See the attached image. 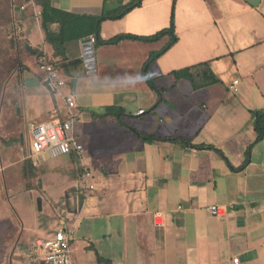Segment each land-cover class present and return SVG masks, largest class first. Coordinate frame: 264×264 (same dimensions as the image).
Masks as SVG:
<instances>
[{
  "label": "crops",
  "instance_id": "1",
  "mask_svg": "<svg viewBox=\"0 0 264 264\" xmlns=\"http://www.w3.org/2000/svg\"><path fill=\"white\" fill-rule=\"evenodd\" d=\"M126 1L112 0L109 4L105 2V6L115 8ZM187 1L190 9L195 7L194 0ZM168 2L155 1L163 8L161 17ZM257 2L229 7V12L217 17L209 14L216 30L208 26L211 31L207 27L203 31L210 39L215 34L218 43L225 46V51L215 54L212 60L229 58L228 70L241 74L224 77L223 63V70L216 73L221 82L198 89L188 79H175L169 74L174 70L171 66L178 61H183V67L198 64L186 61L194 58L188 50L198 52L205 47L202 43L205 35L199 39L196 34L201 35V27L206 24L190 9L188 33L194 35L190 41L196 47L183 52L175 50L181 45V35L177 33L174 45L149 65L148 75L154 87L142 77V68L151 53L161 51L167 39L155 42L125 39L114 45L93 43L96 74L91 77L80 73L81 67L86 73L80 41L69 45L68 55L73 58L72 53L82 61L69 68L75 76L73 87H65L53 96L41 83V72L34 74L28 63L23 62L28 71L24 76L19 124L27 122V113L28 126L31 122L65 119L68 111L62 93L70 91L75 97L72 131L83 145V152L61 154L67 155L68 161H60L64 164L72 158L76 166L83 167V172H91V177L80 180L85 185L92 184L94 189L83 194L80 208L74 211H77L76 219L102 220L106 227L102 236L109 241L97 253L111 264H233L234 257L239 258L240 264H264V136L255 142L251 113L264 108V45L261 44L264 36L257 27V13L251 14L259 11L264 0ZM51 3L74 13L93 15H99L103 8V0H51ZM143 7L141 4L127 13L129 19L124 22L123 32L148 36L169 25L167 6L166 21L157 25L160 28L143 22L142 17L141 21L137 18L141 12L149 14L148 7ZM213 10H220L219 0H213ZM126 24H132V29ZM38 28L42 37L40 25ZM57 28V24L51 25L52 30ZM114 35L107 29L101 37L108 39ZM235 78L239 80L237 90L230 91V80ZM109 107L120 112L103 117ZM140 109L144 112L138 113ZM27 131V141L22 133L18 136L20 148L29 146L30 129ZM134 131L162 139L148 142ZM180 137L189 139L191 144L212 145L214 149L169 139ZM53 158L44 151L30 156L28 162L38 170V165ZM92 169L98 171L95 176ZM215 204L224 214L210 213L209 206ZM157 212L162 213V225L154 222ZM74 222L68 227L62 222L60 226L75 233ZM68 235L73 254L75 240L72 234ZM89 245L95 247L87 238L78 249L89 250ZM96 251L95 264H103L97 261Z\"/></svg>",
  "mask_w": 264,
  "mask_h": 264
},
{
  "label": "rangeland",
  "instance_id": "2",
  "mask_svg": "<svg viewBox=\"0 0 264 264\" xmlns=\"http://www.w3.org/2000/svg\"><path fill=\"white\" fill-rule=\"evenodd\" d=\"M111 1L112 0H105L106 4H109ZM155 1L159 0H142L141 4H143V8L148 7L149 14L141 12V16L139 15L137 17L140 21L142 17L143 22L147 24H153V26H157L160 23L164 24L166 21V6L169 15L172 9V0H169L167 4H164V16L161 17L160 11H163V8H161L160 3L155 4ZM257 1L258 0H219L220 10L216 11L213 10V0H194L195 7L192 9L188 7L187 0H181L178 3L176 2L174 8L175 35L177 36V33L181 35V45H179L175 50L183 52L185 49L188 50L189 48L192 50L193 46L196 47V44L193 43L192 46V41H190L194 35L188 33L190 30L189 24L187 22H189L191 11L193 13L196 11V15L199 14L201 17L200 22L202 24H206H203L201 27V35L200 33L196 34V36H198L200 39V36L202 38V35H205L206 37L207 33H204L203 31L206 29V27L208 31H211L208 26L213 27L216 30V25L212 24L211 19H209L210 13L217 17L220 13L229 12V7H238V4H256L258 3ZM132 2H136V0H128L123 2L121 9L117 8L114 11L120 12L122 8L130 5ZM205 2L209 6L206 5ZM17 7H19V9H17ZM105 8L106 10L113 9L112 7L108 8V5L107 7L105 6ZM129 12H126L123 15L124 19L120 21H116V18L111 19V21H109L110 19L101 21L99 28L100 38L103 39V31L107 29L112 31L114 34H119L123 31H126L124 30L126 29L124 22L129 19V15H127ZM253 13H257L259 23L257 24L256 22V24L257 27L261 29L260 32L263 33L261 35L264 36V2L259 8V11L254 10L251 14ZM130 18L133 20V17ZM104 21H106L105 25ZM197 22L198 21H196V23ZM24 24H26V26ZM38 24L39 10L32 0H0V64L2 69L5 67L9 68L10 66L7 64V61L9 64H11L10 60L15 57V53H11L8 50V52L6 51V48L8 47V39L11 40L13 46H17L16 50L19 59L18 65L16 67L14 65V67L11 68L12 71L7 75V77L3 79L1 83L0 157H2V159L0 160V264H28L29 248L32 241L37 236L50 237L51 232L53 233L55 229L58 228L60 224H62V222L68 227L74 220L76 221L74 224H76L73 225L77 231L75 233L73 232L74 234L72 233L73 240H75L73 242L75 253L72 254V260L74 264H95V251L97 250L98 252L100 246L104 245L105 243L108 244L109 240L103 239L104 237L102 235L103 232H105L106 227L102 224L101 219H89L83 217L76 219L77 211L74 210L80 208L82 196L89 189L86 187L85 183L80 180L82 179L81 174L83 172V167L76 166L72 158L70 159V162H67V155H58L57 157L50 155V157L54 158L49 159V162L38 165V170H34L31 168V164L28 162V158L31 156L29 146L23 145L22 148H20L18 140L20 133L23 134V139L26 141L28 140V118H30L27 113V122L19 124L22 115V89L24 81H26L24 76L28 71L27 66L24 65L23 62L28 63L30 67L29 69L34 74H39L41 71L36 63L37 57L44 53L45 56L51 57L50 54H52L49 53L51 52L50 46H47V49L45 48L46 44L43 41V36L41 37ZM126 25L128 29L129 27H133L132 24ZM160 27L161 26L158 28ZM115 30L116 32H114ZM163 36L159 39H167V41L163 44L164 48L165 46H168V43L170 44L171 37L169 33H166ZM17 38H20L21 40L22 45L20 46V49H18V45H16ZM213 38L214 39L206 37V39L202 42L205 47L202 48V50L199 49L198 52L188 50V52L194 58H192L193 60L186 61L198 63L196 64V68H198L197 70L199 71L205 69V65L201 64H207L206 67H208L215 75L217 70H223L222 65L224 63V77H234L237 74L240 76V72H234L231 68L228 70L226 67V65L229 64V58L224 60V57L223 60L221 59L220 61L212 60L215 54L219 53L221 50L225 51V46L218 43L215 34ZM157 40L153 41L155 42ZM261 44L264 45V41ZM172 45H174V43ZM28 46L33 51H29L27 49L29 48ZM157 52L158 51H154L153 53ZM242 53L245 52L243 51L241 54ZM71 56L74 58L72 53ZM182 62L183 61H178L174 64L175 66L171 67H174V69H180L181 67L183 68L182 65L184 64H182ZM20 63L23 65L22 68ZM212 64L214 66H212ZM239 69H242V65L239 66ZM80 73L89 76H94L96 74L95 72L85 73L82 67ZM200 79H198V83H200ZM233 80L231 79L230 81ZM229 86L228 89L230 91L237 90V85L234 90ZM133 119H135V117ZM93 145H97V143H94ZM61 159L67 160V163H61ZM8 160L10 162H8ZM51 160L59 165L52 164L50 162ZM92 172L95 176L96 172L98 171L92 169ZM49 177L52 178L51 182L53 183L51 188L49 187ZM38 198L41 199L40 210ZM87 238L90 240V242H93L95 247H93V245H89V250L85 251L82 250L83 248L78 249L80 247L81 241ZM92 248H94V250H90ZM84 260H86V262H84Z\"/></svg>",
  "mask_w": 264,
  "mask_h": 264
},
{
  "label": "trees",
  "instance_id": "3",
  "mask_svg": "<svg viewBox=\"0 0 264 264\" xmlns=\"http://www.w3.org/2000/svg\"><path fill=\"white\" fill-rule=\"evenodd\" d=\"M32 1L34 2L35 6L39 10V25L42 31V36H43L42 38H43L44 43L50 46L51 48L52 60L55 61L54 64L56 67L63 68L66 75L69 76V80L67 82V88L73 87L74 78H75V76L70 72L69 68H73L74 66H76L78 63L82 61V58L79 56L71 58L68 55L69 45L70 46L71 44L75 45L79 43L81 39L89 35H94L95 43L97 44L114 45L125 39L126 40L129 39V40H140V41H153V40L159 39L166 33H169L171 37L170 44L168 43V46H165L164 48L161 49V51L157 53H151V55L149 56V58L143 65L142 77L145 79V81L150 87H154L153 80L148 75V68H149L150 63L162 51L169 48L178 39L177 36L175 35V19H174V8H175L176 0H172L170 20H169V25L167 27L157 31L154 34L148 35V36H141V35H136L133 33L123 32V33L116 34L108 39L100 38L99 28H100L101 21L105 19H115V18L119 19L123 17V15L126 12H129L135 7L140 6L142 0H136V2H132L130 5H127L126 7L122 8L120 12L114 11V10H116L117 8L121 9L122 5H119L111 10H106L105 0H104L103 8L99 15H93V14H88V13H74L68 10H64L56 6H53L51 3V0H32ZM17 9H19V7H17ZM52 24H57L58 26L57 30L51 29ZM16 45H18V49H20V46L22 45L20 38H17ZM7 46L8 47L6 48V51L8 50L11 53H15V57L11 60L9 59L11 61V64H9V62L7 61V64L10 66V67L8 66L9 68L5 67L2 69V66L0 64L1 66L0 67V94H1V83L3 79L7 77V75L12 71L11 68H13L14 65L15 67L18 65V61H19L18 56H17V50H16L17 46L16 47L15 45L13 46L10 39H8ZM201 65H205V69L200 70V71L199 70L194 71V69L196 68V65H194V66H187V67H183L180 69L171 70L169 74L174 76L175 79H182V78L188 79L189 81H191L192 87L194 89H198V88L210 85V84L221 82V80L208 67H206L207 64H201ZM20 66L21 68L23 67L22 63H20ZM198 79H200L201 81L200 83L197 82ZM47 90H49L52 96L55 94L54 90L50 88H47ZM118 111L120 112V109H117L115 107H109L108 110L102 116L103 117L114 116L116 115ZM251 113L254 116L253 123H254V130L256 132L255 142H258L264 136V108L251 110ZM118 121L121 125L126 126L119 119ZM134 132L140 138L148 142H154V141L162 139L156 135H148L146 133H142L138 131H134ZM169 139H171L172 141H178L181 144L193 145L194 147L214 149V147L209 144H197V145L191 144V141L184 137L169 138ZM215 150L221 154L220 150H218L217 148H215ZM96 255H97L98 262H103V264H111L110 260L104 259L103 257H101L97 253V251H96Z\"/></svg>",
  "mask_w": 264,
  "mask_h": 264
},
{
  "label": "built area",
  "instance_id": "4",
  "mask_svg": "<svg viewBox=\"0 0 264 264\" xmlns=\"http://www.w3.org/2000/svg\"><path fill=\"white\" fill-rule=\"evenodd\" d=\"M85 38L92 44L95 43L94 35H89ZM54 62L51 57L45 56V53L37 57L36 60L37 66L41 71L40 81L42 84L59 93L65 87L67 88L69 76L66 75L63 68L56 67ZM237 83L238 80L234 79L229 87L234 90ZM62 98L68 111L67 118L62 120L54 119L42 122H31L29 124V148L31 156L44 151L52 156L61 154L80 155L83 152V145L78 142L72 131V122L75 119V97L72 92L68 91L62 93ZM143 112L144 109L138 110V113ZM88 177H91V172L85 170L81 178L85 179ZM86 187L89 190L94 189L92 184L86 185ZM208 209L215 216L222 215L225 212L216 204L209 206ZM154 222L157 225L163 224L161 212L155 213ZM72 233L73 230L66 231L62 226H59L50 237H36L29 248L28 264H74L70 248V237L68 235ZM232 261L233 264H240L239 258L237 257H234Z\"/></svg>",
  "mask_w": 264,
  "mask_h": 264
},
{
  "label": "water",
  "instance_id": "5",
  "mask_svg": "<svg viewBox=\"0 0 264 264\" xmlns=\"http://www.w3.org/2000/svg\"><path fill=\"white\" fill-rule=\"evenodd\" d=\"M80 45H81V52H82V57L85 64L86 72L87 73L94 72L95 62H94L93 44L87 38H83L80 40ZM38 203L40 205L39 208H41L40 198H38Z\"/></svg>",
  "mask_w": 264,
  "mask_h": 264
}]
</instances>
